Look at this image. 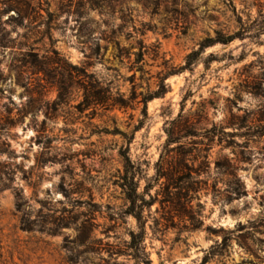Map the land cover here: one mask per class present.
I'll list each match as a JSON object with an SVG mask.
<instances>
[{
  "label": "rangeland",
  "instance_id": "374dc122",
  "mask_svg": "<svg viewBox=\"0 0 264 264\" xmlns=\"http://www.w3.org/2000/svg\"><path fill=\"white\" fill-rule=\"evenodd\" d=\"M17 2L28 17L7 11ZM216 32L240 37L183 70ZM54 50L75 66L91 64L89 74L114 97L156 92L163 78L167 94L148 104L147 119L142 97L128 110L83 111L80 91L54 112L57 88L22 63L27 52L42 59ZM139 51L144 75L134 69ZM214 127L236 133L241 148L209 143L203 135ZM169 131L181 138L172 148L211 145L210 166L193 221L162 220L160 203L145 211L151 263L201 264L223 229L236 231L233 240L208 264H264V0H0V264H136L127 247L139 226L125 214L120 153L130 149L142 169L139 193L151 184L154 197L165 182L155 178ZM224 159L236 163L246 192L230 203L214 191L234 182L216 170ZM85 224L94 228L89 241Z\"/></svg>",
  "mask_w": 264,
  "mask_h": 264
},
{
  "label": "trees",
  "instance_id": "16d2710c",
  "mask_svg": "<svg viewBox=\"0 0 264 264\" xmlns=\"http://www.w3.org/2000/svg\"><path fill=\"white\" fill-rule=\"evenodd\" d=\"M8 12L15 11L18 16L26 18L28 17V10L21 6L20 3L12 4L7 8ZM241 21V19H240ZM216 38L206 39L200 46L199 51H195L187 57L186 65L183 70L191 69L199 60L204 50L215 46L217 44L230 45L239 36L224 35L221 32H216ZM54 56H47L40 59L39 55L33 52H27L23 55V67H28L34 71V74H44L48 78V84L52 87H56L58 90V99L54 102V112H57L62 106H69L75 92H82L83 101L79 104V107L83 111L98 108H104L106 111L120 109L128 110L132 108L140 97L142 100L139 103L144 105L143 117L148 118L147 106L155 99L164 98L167 94V86L165 84V78L161 79L159 90L156 92H148V94L138 95L136 89L132 93V97L125 98L124 95L118 93V97H114L112 91L108 87H104L103 83L95 78L94 75L89 74L88 68L91 64L86 63L82 66L73 65L70 60L63 57L58 51H53ZM136 59L134 61V69L145 74L144 69V55L141 51L134 53ZM42 98V94L39 93ZM39 99L37 102H41ZM47 119H53V113L50 109V104H46ZM42 108V107H41ZM143 124V123H141ZM140 128H137L138 131ZM118 133L124 137L125 134L117 130ZM191 132H188L185 137L196 136ZM264 136V135H263ZM209 143H214L218 140L220 145L225 144L226 148L235 147L241 148V146L233 141L237 137L236 133H227L225 128L213 129L206 131L203 135ZM181 138H176L175 133L168 132V141L165 150L161 156L160 161L157 164V174L155 183L159 185L162 180H165L160 184V191L156 193V196H151L153 187L148 185L144 194L139 193L140 181L138 177L142 173V169L133 162L130 156V149L123 150L120 153L124 163V173L121 177L120 188L124 194L128 208L125 212L127 216L134 217L139 226V232L131 233V242L127 249L130 256L136 261V264H152L149 256L146 253V226L148 220L152 219L150 214L148 218L145 217V211L149 210L151 213L152 207L156 203H160L162 211L167 215L161 219L166 222H171L174 218L190 219L194 220V212L192 203L194 201V195L200 191L199 185L202 183L199 178L207 171L210 166L209 152L211 145H208L206 150H191L185 149L183 145H179L177 148H172L174 144H181ZM131 143V142H130ZM196 151V152H195ZM195 153V154H194ZM204 153V154H203ZM206 153V154H205ZM243 155V153H241ZM199 163V164H198ZM198 164V165H197ZM216 170L221 176H231L234 179L232 184L227 186V189L222 193L215 188V196L223 202L230 203L235 198H240L246 194L243 183L235 175L237 168L236 163L227 159L219 160L216 162ZM146 196L150 197V200H146ZM18 210L22 212V193H17ZM164 225L161 220L154 219V227L160 228ZM166 227V225H165ZM245 226L240 225V229H245ZM26 230V226H23ZM213 231V230H212ZM83 232L87 241L91 240L94 235V228L89 224L83 226ZM236 231H225L221 229L219 232L223 234V240L221 243L217 242L205 256L201 264H208L216 256H222L223 253L229 248L233 235ZM119 264V263H114Z\"/></svg>",
  "mask_w": 264,
  "mask_h": 264
}]
</instances>
